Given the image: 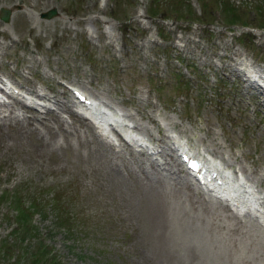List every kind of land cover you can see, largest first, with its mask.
I'll return each instance as SVG.
<instances>
[{
  "label": "rangeland",
  "instance_id": "rangeland-1",
  "mask_svg": "<svg viewBox=\"0 0 264 264\" xmlns=\"http://www.w3.org/2000/svg\"><path fill=\"white\" fill-rule=\"evenodd\" d=\"M150 1L0 0L10 12L8 21L0 18L2 78L51 100H68L67 86H80L136 122L160 152L151 158L123 140L99 143L70 110L36 117L15 99L1 102L0 192H18L20 206L34 197L43 203L30 219L36 232L25 240L11 231L17 208L0 203V264H28L37 242L60 264H148L149 225L132 175L138 183L145 173L184 182L172 138L221 148L231 157L226 164L241 174L244 166L245 179L264 196V93L238 80L232 66L239 53L264 77V0H229L238 8L231 16L219 0H161L153 11ZM51 7L56 14L42 17ZM224 15L244 19L253 34ZM187 190L201 201L194 185ZM226 213L219 212L221 232L232 223L250 232V216L241 227Z\"/></svg>",
  "mask_w": 264,
  "mask_h": 264
},
{
  "label": "bare ground",
  "instance_id": "bare-ground-1",
  "mask_svg": "<svg viewBox=\"0 0 264 264\" xmlns=\"http://www.w3.org/2000/svg\"><path fill=\"white\" fill-rule=\"evenodd\" d=\"M38 94L44 96V94L42 93H38ZM89 95L91 97L96 98L101 103L107 106H110V104L103 102L98 97H96L93 93L90 92ZM46 99H48L49 101L48 97ZM54 100L58 103L59 109L71 110L69 100H60L58 98ZM9 113H12L11 109ZM90 114L93 116H99V117L102 116L101 112L99 111V107L97 105H92ZM36 119L40 120L39 118H36ZM106 119L108 120L109 118H106ZM111 120H114V119H111ZM62 122L63 121H61V123ZM135 123L133 126L138 127ZM88 125L90 128H92L91 124L88 123ZM96 134L98 135V133ZM165 137L167 138L169 137V135L166 134ZM97 140L99 143L105 142V141H101L99 138ZM164 141L165 139L163 141L161 140V143H163ZM149 145L153 147L154 149L157 148L152 143ZM169 145H172V144H169ZM209 145H207L208 146L207 150H209L211 153L215 154L220 159L224 160L226 163H228L229 160H231L230 159L231 157L228 158L224 155V152L222 151L221 148L215 147V146H209ZM141 165L143 164H140L139 166L141 167ZM240 169L244 173H248V171L246 172V169L244 168V166H240ZM207 170L216 171V168L208 167ZM175 171L177 173L181 171L179 169V166L178 168L177 167L175 168ZM148 174L149 173L143 174L144 176L143 178H141V180H139V183L137 182L135 178L136 176L131 174L132 180L135 183L139 184L140 191L139 190L137 191L143 197L141 199L143 200V203L145 206L144 216L147 219L148 225H149L150 232H148L147 234V236L149 235V239L147 238L148 240L145 242L146 248L144 250V253L148 255L147 257H149L148 264H196L198 261L197 257H200V256H201L200 258H202L201 264H205V262H207L208 264H264V225L259 223L256 218L251 217L250 232L245 233L246 231L243 232L244 229L242 231L243 233L236 231V228L233 225V223L231 226H229V228H225L226 230L221 232L220 229L222 227V223H221L222 220H220V215H219V212L221 213V210L223 211L226 210L228 213L224 215L227 218L233 219V221H235L236 224L241 225V227L243 225L241 224V219L243 215L238 216L237 213L233 211L232 209H230V207L226 203L221 204L219 201H213V200L205 201V198L203 197L202 199H200L201 201H199V199L198 200L195 199L193 197V194L191 192H188L187 190L189 189V184L186 180L184 182H179L180 185L179 184L176 185L174 183L171 184V182L165 180L163 177H160L159 175L153 176L154 175L153 174L150 177L148 176ZM127 176L128 175H126V177ZM179 177L181 176L179 175ZM185 178L186 177H184L183 179ZM223 185L226 191L225 195L228 198L235 201L236 204H238L236 200H240L241 196L242 198H244L247 195L248 189L243 186L242 188L239 187V191H240L239 193L238 189L233 186L232 182L225 180ZM217 193H220L219 190H217ZM200 195L204 196L202 194ZM262 198L264 199L263 195H262ZM238 206L244 207L242 204H239ZM227 208L230 211H228ZM236 243H238V248L236 252L234 253L233 251H234V246H236Z\"/></svg>",
  "mask_w": 264,
  "mask_h": 264
},
{
  "label": "trees",
  "instance_id": "trees-1",
  "mask_svg": "<svg viewBox=\"0 0 264 264\" xmlns=\"http://www.w3.org/2000/svg\"><path fill=\"white\" fill-rule=\"evenodd\" d=\"M220 1V7L221 9L223 7V11L225 14L235 15V10L238 9L231 5V3L225 0H219ZM150 10L153 11L155 7L162 6L161 0H151L150 1ZM149 9V8H148ZM234 10V11H233ZM148 14L152 16V14L148 11ZM225 20L231 24L239 23L236 22L237 20H240V24L243 26H251L249 23H246L244 19H240L239 17H236V20H228V17L226 18L225 15L223 16ZM262 25L264 24L263 21H261ZM5 201V203H8V205H13L15 208H17V215L16 219L17 222H19V225L15 228H12V233L19 236L18 238H22L25 240L27 235L34 234L36 232V227L34 225L30 224L31 215L34 212H39L41 209V202L36 197L29 199V206H20L22 200L21 195L18 192H9V191H2L0 194V203ZM62 224V223H61ZM63 225V224H62ZM38 244V245H37ZM4 245V244H3ZM6 248V247H5ZM49 249L45 247L42 243L39 244L38 242L36 244L32 245V249L28 248L29 253V263L28 264H37L40 262V264H60L59 260L55 253H49ZM4 253V250H3ZM1 255V254H0Z\"/></svg>",
  "mask_w": 264,
  "mask_h": 264
},
{
  "label": "water",
  "instance_id": "water-1",
  "mask_svg": "<svg viewBox=\"0 0 264 264\" xmlns=\"http://www.w3.org/2000/svg\"><path fill=\"white\" fill-rule=\"evenodd\" d=\"M55 13H56L55 8H51V9H49L48 11L44 12V13L42 14V16L50 17V16H52V15L55 14ZM0 17H1L3 20H8V18H9V9L1 7V8H0Z\"/></svg>",
  "mask_w": 264,
  "mask_h": 264
}]
</instances>
